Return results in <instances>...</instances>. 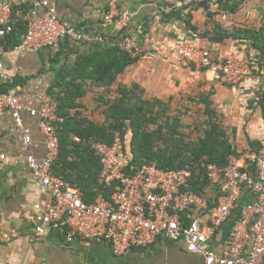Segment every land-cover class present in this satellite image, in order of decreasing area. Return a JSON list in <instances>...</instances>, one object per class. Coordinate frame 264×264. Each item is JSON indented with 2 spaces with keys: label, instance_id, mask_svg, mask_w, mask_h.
<instances>
[{
  "label": "crops",
  "instance_id": "0c3cea01",
  "mask_svg": "<svg viewBox=\"0 0 264 264\" xmlns=\"http://www.w3.org/2000/svg\"><path fill=\"white\" fill-rule=\"evenodd\" d=\"M29 1L33 6L34 0ZM48 1L55 6L62 21L93 36L106 35L109 42L116 37L103 26V15L110 3L114 1L117 11L131 15L128 30L138 40L137 60L114 84L96 92L88 90L78 99L90 119H103L100 111L106 105L102 99H114L119 86L138 84L145 90L144 98L170 101L175 110L183 106L202 110L200 104H192L189 98L210 93L230 142L240 154L237 156L240 165L255 173L248 156L256 152L251 141L254 145L264 144V53L253 45L249 36L264 30V0H220L218 4L197 3L190 7L182 6L181 0ZM223 12L230 14L228 19L221 18ZM158 38L172 41L188 38L195 45L209 49L215 58H255L258 70L240 85L226 84L207 68L182 67L167 49L153 48L152 43ZM91 47L69 39L57 47L31 52L0 46V60L19 82L22 101L39 108V96L55 97L75 76L77 57L87 54ZM21 117L24 125L32 130L31 152L43 157L46 146L39 118L26 110L21 112ZM0 152L9 156L7 161L0 162V264H206L201 254L190 252L182 243L169 241L164 236L147 248H133L119 255L101 239L89 244L78 239L68 242L65 234L52 229L36 234V204H43L49 196L33 178L26 161L18 158L26 152L22 131L6 111L0 112ZM223 184L207 188L206 196L212 203H218ZM256 196L251 188L242 189L228 220L210 241L217 253L223 252L242 209L254 202Z\"/></svg>",
  "mask_w": 264,
  "mask_h": 264
},
{
  "label": "built area",
  "instance_id": "2783aa9c",
  "mask_svg": "<svg viewBox=\"0 0 264 264\" xmlns=\"http://www.w3.org/2000/svg\"><path fill=\"white\" fill-rule=\"evenodd\" d=\"M28 0L0 1V36L12 31L13 8ZM220 0H181L182 6L197 3L218 4ZM229 13H221L226 20ZM131 15L117 11L114 1L103 15V26L111 34L124 32L119 46L133 56L137 54L138 40L128 30ZM27 30L19 51H36L43 47H57L65 39L86 44L109 42L105 35L93 36L82 28L62 21L55 6L48 0H34L26 15ZM109 33V34H110ZM153 48H165L174 54L182 67L207 68L219 81L240 85L255 76L258 62L255 58L235 56L215 58L207 48L199 47L188 38L172 41L158 38ZM0 78L12 84L13 75L0 60ZM39 108L22 101L21 87L11 85L0 92V112H8L22 131L24 159L33 178L48 194V200L36 204L34 231L44 234L46 229L58 230L66 240L75 239L89 244L92 240L106 241L116 254H125L133 248H147L159 237L179 242L190 252L202 255L206 264H264V144L248 158L255 173L240 165L237 156H231L228 165L220 168L210 163L206 175L210 185L224 182L218 203H212L206 195L186 189L192 172L190 168L164 169L156 163L142 168L131 165L123 138L116 133L112 143L98 141L94 149L100 158L102 170L99 182L113 186L108 198L98 194L92 202L84 199L83 192L53 173L52 167L59 155L60 139L56 128L60 120L57 102L47 94L39 96ZM23 110L39 118V129L45 138L46 153L38 157L31 152L32 130L24 125ZM9 156L0 152V162ZM251 188L256 200L242 209L241 217L234 224L223 252L217 253L211 239L217 229L229 218L242 189Z\"/></svg>",
  "mask_w": 264,
  "mask_h": 264
},
{
  "label": "trees",
  "instance_id": "16d2710c",
  "mask_svg": "<svg viewBox=\"0 0 264 264\" xmlns=\"http://www.w3.org/2000/svg\"><path fill=\"white\" fill-rule=\"evenodd\" d=\"M31 8L29 0L13 8V29L6 36H0L1 47L13 50L22 42L27 30L25 18ZM189 29L194 33L191 24ZM123 35L124 32L116 34L113 42L91 44L87 54L77 57L75 76L54 97L60 117L56 123L60 151L52 167L53 173L79 188L87 202H92L100 193L109 198L114 187L99 182L102 164L94 144L98 141L110 144L115 134L120 133L132 166L142 168L156 163L164 169L188 167L192 176L186 189L206 195L210 186L206 175L208 164L225 168L231 156L240 155L213 107L210 93L189 98L192 104H200L202 110H193V106L175 110L170 101L144 98L145 90L138 84L119 86L114 99H102L106 107L100 111L101 121L90 119L84 105L78 102L88 90L96 92L114 84L137 60L119 46ZM249 37L264 53V30L252 32ZM18 83L14 76L12 84L0 78V92ZM250 143L256 146V152L263 146Z\"/></svg>",
  "mask_w": 264,
  "mask_h": 264
}]
</instances>
